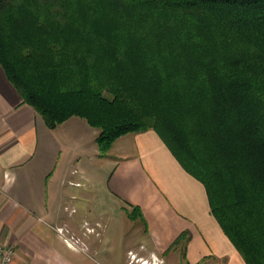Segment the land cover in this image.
I'll use <instances>...</instances> for the list:
<instances>
[{"label": "trees", "instance_id": "16d2710c", "mask_svg": "<svg viewBox=\"0 0 264 264\" xmlns=\"http://www.w3.org/2000/svg\"><path fill=\"white\" fill-rule=\"evenodd\" d=\"M0 64L48 127L98 128L101 155L157 132L264 264V0H0Z\"/></svg>", "mask_w": 264, "mask_h": 264}, {"label": "crops", "instance_id": "0c3cea01", "mask_svg": "<svg viewBox=\"0 0 264 264\" xmlns=\"http://www.w3.org/2000/svg\"><path fill=\"white\" fill-rule=\"evenodd\" d=\"M98 133L79 116L48 127L0 64V244L14 247L12 264H122L125 244L149 262L247 264L211 213L204 184L157 132L118 138L106 155L116 151L111 155L122 159L100 156L92 144ZM76 156L82 157L73 164ZM76 168L89 180L77 225L64 214L68 205L62 209L75 199L62 186ZM134 211L146 219L143 232H126ZM92 219L103 222L100 238Z\"/></svg>", "mask_w": 264, "mask_h": 264}, {"label": "rangeland", "instance_id": "374dc122", "mask_svg": "<svg viewBox=\"0 0 264 264\" xmlns=\"http://www.w3.org/2000/svg\"><path fill=\"white\" fill-rule=\"evenodd\" d=\"M95 129L100 133L98 128H95ZM99 133H98V135H99ZM96 142H97V139L95 140L93 138L92 144L94 145V147L97 146V148H99V145ZM117 148L119 149L120 145ZM99 150H100V148H99ZM112 150H114V149H112ZM109 152H110V150L107 153H109ZM112 153H114V155H115L116 151H113ZM111 154H108V155H106V154L101 155L100 154V156L101 157L107 156V157H111L112 159H122V157L114 156ZM79 157L80 156H76L73 159V161H74L73 164H75L79 160L78 159ZM80 161L82 162L81 159H80ZM76 169L77 170L74 173L71 172V170L66 173V176L64 178L65 181H64L63 186H62V188L65 189V192L67 193L68 197L75 195L74 196L75 199H69L67 204H63V208H62L64 210V207L66 205H68L65 208L64 214L67 216L69 215L68 216L69 219H72L74 221L75 225H77L79 223H83V217H84L85 212L87 211V204L84 202V197H85L84 193L89 190L88 178L86 176H84L81 168H76ZM8 175L9 174L7 172L3 173L2 178L7 179ZM69 180H73V182L72 181L69 182ZM128 215H129V213H128ZM96 221L97 220L92 219V222L95 224V228H96V230H95L96 232L93 234H94V236H95V234H97V237L100 238L103 235L102 233H103L105 227L103 225L102 220H100L102 222V224H100L99 222H96ZM146 224H147L146 219L143 217V214L141 212H139L137 215L134 214V217L129 218V219L128 218L125 219V226L124 227L126 229V232L130 231L132 229H136V228L139 229L140 232H143L144 229L146 228ZM129 245L130 244H125V246H124L122 264H127V263L128 264H145L146 262H149V261L145 260L144 258L140 257L139 252H133V251L128 252ZM131 245L134 249L140 248L141 242H140L139 236L137 238L134 237V240H133ZM144 245H146V244H144ZM141 254L145 255V253H141ZM148 264H164V263H163V260L160 259V260H156V261L153 260V262H150Z\"/></svg>", "mask_w": 264, "mask_h": 264}, {"label": "built area", "instance_id": "2783aa9c", "mask_svg": "<svg viewBox=\"0 0 264 264\" xmlns=\"http://www.w3.org/2000/svg\"><path fill=\"white\" fill-rule=\"evenodd\" d=\"M14 256V247L0 244V264H12Z\"/></svg>", "mask_w": 264, "mask_h": 264}, {"label": "bare ground", "instance_id": "6f19581e", "mask_svg": "<svg viewBox=\"0 0 264 264\" xmlns=\"http://www.w3.org/2000/svg\"><path fill=\"white\" fill-rule=\"evenodd\" d=\"M148 263H150V262H146L145 264H148Z\"/></svg>", "mask_w": 264, "mask_h": 264}]
</instances>
